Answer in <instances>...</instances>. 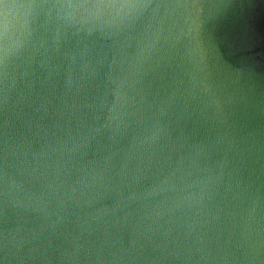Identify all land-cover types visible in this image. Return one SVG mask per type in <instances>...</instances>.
Instances as JSON below:
<instances>
[{"label": "clouds", "instance_id": "obj_1", "mask_svg": "<svg viewBox=\"0 0 264 264\" xmlns=\"http://www.w3.org/2000/svg\"><path fill=\"white\" fill-rule=\"evenodd\" d=\"M262 24L0 0V264H264Z\"/></svg>", "mask_w": 264, "mask_h": 264}, {"label": "water", "instance_id": "obj_2", "mask_svg": "<svg viewBox=\"0 0 264 264\" xmlns=\"http://www.w3.org/2000/svg\"><path fill=\"white\" fill-rule=\"evenodd\" d=\"M261 28L264 29V24L261 25ZM253 47H255V46H253ZM250 53H251V50H250Z\"/></svg>", "mask_w": 264, "mask_h": 264}]
</instances>
